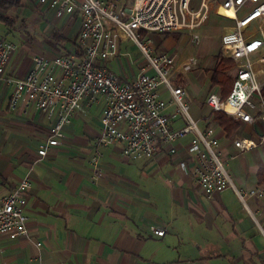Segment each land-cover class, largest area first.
<instances>
[{
  "label": "crops",
  "instance_id": "1",
  "mask_svg": "<svg viewBox=\"0 0 264 264\" xmlns=\"http://www.w3.org/2000/svg\"><path fill=\"white\" fill-rule=\"evenodd\" d=\"M210 16L230 22L223 33L234 25L228 15ZM252 27L255 38L262 39L264 21ZM203 30H211L209 19ZM79 32L75 13L57 18L38 0H0V41L17 46L0 80V200L24 177L30 182L24 210L29 237L0 234V264H264V196L241 201L232 189L203 195L193 173V155L187 151L191 134L173 142L174 154L171 146L161 145L150 159L127 160L120 144L102 147L99 176L93 179L101 98L96 103L85 101L82 112L64 127L62 144L48 149L46 157L36 162L51 122L24 101L12 109L13 87L6 79L24 77L35 57L78 55ZM153 35L163 38L165 34H150L151 39ZM184 39L164 53L175 56L177 67L189 57L198 59V70L172 78L175 87L185 83L190 115L198 127L214 129L224 157L235 152L236 137L258 142L264 134L261 122H243L222 112L239 124L228 135L205 104L210 93L221 97L219 88L210 86L209 68L220 47L213 49L205 37L199 42L188 35ZM128 43L132 42L121 41L118 55L111 60L117 72L111 71L121 80L131 79L146 64L141 60L130 67ZM152 43L155 52H161ZM252 60L253 73L264 85V48ZM204 78L207 87L202 89ZM159 94L170 103L164 86ZM165 113L170 130L184 126L173 104ZM226 169L237 190L264 189V145L228 161ZM153 229L164 230V236L154 235Z\"/></svg>",
  "mask_w": 264,
  "mask_h": 264
},
{
  "label": "built area",
  "instance_id": "2",
  "mask_svg": "<svg viewBox=\"0 0 264 264\" xmlns=\"http://www.w3.org/2000/svg\"><path fill=\"white\" fill-rule=\"evenodd\" d=\"M38 3L48 7L57 18L77 14L80 32L78 55L35 57L24 77L6 79L13 87L12 109L24 101L51 122L48 137L37 150L36 162L46 157L48 149L62 144L64 127L82 112L85 101L96 103L102 98L100 134L93 142V179L99 176L102 147L120 144L123 158L150 159L161 145L171 146L170 153L174 154L173 142L191 134L187 151L193 155V173L203 195L211 197L232 189L241 201L264 196L263 188L237 190L226 169L228 161L264 145V134L258 142L234 138L235 152L222 156L214 129L201 130L191 117L186 89L172 85L174 76L197 69L198 59L189 57L177 67L175 56L155 52L150 38V34L183 32L199 42L197 32L212 13L225 18H228L225 12L232 13L233 18L228 19L234 25L220 37L221 53L237 64L232 89L225 99L210 93L205 104L213 112H225L243 122L259 121L264 126V85L253 73L252 60L264 48V37L257 39L254 31H250L254 22L264 21V0H38ZM121 41L132 42L146 63L128 80L119 79L111 71V60L118 55ZM16 50V44L0 41V80L4 79L8 61ZM161 86L169 91L170 103L160 98ZM170 104L185 121L175 131L170 130V118L165 113ZM180 165L183 167L184 163ZM29 189V179L24 177L0 200V234L29 237L24 213ZM152 232L164 236V230Z\"/></svg>",
  "mask_w": 264,
  "mask_h": 264
},
{
  "label": "rangeland",
  "instance_id": "3",
  "mask_svg": "<svg viewBox=\"0 0 264 264\" xmlns=\"http://www.w3.org/2000/svg\"><path fill=\"white\" fill-rule=\"evenodd\" d=\"M206 24H207V22L203 26L204 28L206 27ZM209 24H210L211 30H209L208 32L205 33L203 30V27H202V29H200L197 33L200 35L201 39H203L205 37L206 41L208 42L209 45L210 44L212 45L213 49L218 50L220 47L221 33L223 34V27L229 26L230 22H228L227 20L222 19V18L210 16L209 17ZM252 30H253V27L251 26L250 31H252ZM152 37L153 38L151 40L154 41L155 45H157V47L160 49L159 51H161V52H168L171 49H173L176 44L183 43V41H185L183 32H181V33H179V32L167 33V34L163 35V38L161 36H157V35H153ZM159 37H161L162 40L161 39L156 40ZM181 39H183V40L180 41ZM125 46H126V48H128V50H127L128 54H129V55H127L128 62H129V60L131 61V62H129V65L133 69V68H135V63H138L139 61L143 60V57L141 56L139 51L136 50V48L132 49L134 47V45L132 43H128ZM153 46H154V44H153ZM217 54H218L217 57H221V58H225V59L227 58L221 53V49H219ZM120 59H121V62H123V58H120ZM114 61L118 62L119 60L115 59ZM214 62H215V59L209 65L210 69L213 67ZM111 67L114 69L115 72H117V67H116V64L114 62L111 63ZM126 67H127V65L124 64V66H123L124 70L128 69V67L127 68ZM230 74L233 77L235 76V68L231 71ZM204 79H205L204 80L205 83L202 86V89H205L207 87V78H204Z\"/></svg>",
  "mask_w": 264,
  "mask_h": 264
},
{
  "label": "trees",
  "instance_id": "4",
  "mask_svg": "<svg viewBox=\"0 0 264 264\" xmlns=\"http://www.w3.org/2000/svg\"><path fill=\"white\" fill-rule=\"evenodd\" d=\"M234 68L235 62L233 60L221 57L215 58L214 65L211 69L210 86L212 88H219L222 99H225L232 89L234 77L230 73ZM180 84L185 87V83ZM262 95L264 98V87L262 89ZM213 120L218 122L220 128L228 135L233 134L239 126L236 121L222 112H214Z\"/></svg>",
  "mask_w": 264,
  "mask_h": 264
},
{
  "label": "bare ground",
  "instance_id": "5",
  "mask_svg": "<svg viewBox=\"0 0 264 264\" xmlns=\"http://www.w3.org/2000/svg\"><path fill=\"white\" fill-rule=\"evenodd\" d=\"M225 13H226V15H228L229 17L233 18V14L230 13L229 11H228V12H225Z\"/></svg>",
  "mask_w": 264,
  "mask_h": 264
}]
</instances>
